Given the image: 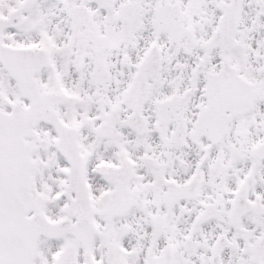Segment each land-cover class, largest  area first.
<instances>
[{
	"label": "snow or ice",
	"instance_id": "snow-or-ice-1",
	"mask_svg": "<svg viewBox=\"0 0 264 264\" xmlns=\"http://www.w3.org/2000/svg\"><path fill=\"white\" fill-rule=\"evenodd\" d=\"M0 264H264V0H0Z\"/></svg>",
	"mask_w": 264,
	"mask_h": 264
}]
</instances>
